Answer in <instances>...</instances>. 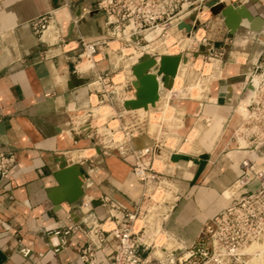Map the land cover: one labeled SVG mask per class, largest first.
<instances>
[{
  "label": "crops",
  "instance_id": "0c3cea01",
  "mask_svg": "<svg viewBox=\"0 0 264 264\" xmlns=\"http://www.w3.org/2000/svg\"><path fill=\"white\" fill-rule=\"evenodd\" d=\"M256 1L244 3L253 14L264 18V0ZM51 11L57 12L64 33L73 40L84 37L95 41L110 33L96 0H0V153H14L16 157L9 174L0 177V264H31L37 260L45 264H82L79 253L84 233H74L63 242L62 236L51 231L69 223V212L78 219L74 209L85 198L109 197L127 211H134L142 191L133 172L132 157L105 152L90 135H79L73 128L84 108L95 101L89 83L98 71L113 67L112 56L102 49L95 67L80 73L74 62L78 48L68 54L47 56L48 46L34 32L32 22ZM186 21L195 23L191 17ZM200 30L205 32L200 46L209 44L206 56L221 62L220 73L210 81L202 98L188 97L174 103L184 119L181 135L190 134L198 120L205 122L201 125L200 152L192 157L206 153L209 158L198 177L199 165L193 160L171 161V179L178 197L162 216V229L189 246L205 223L229 204L232 193L227 195V191L240 177L242 161H264V141L258 144L252 138L238 136L248 110L243 102L248 95L246 82L264 59V33L247 40L230 35L223 17L213 13L190 35ZM242 105L245 113L240 109ZM133 143L142 147L153 140L144 134L134 138ZM61 156L69 164L79 165L91 185L84 187L85 195L75 206L63 202L58 210L49 194L58 187L54 174L60 168ZM255 187L250 183L234 198ZM92 211L101 221L110 213L103 203L94 204ZM23 247L30 248L31 253L25 256ZM98 264H109L107 253L99 254Z\"/></svg>",
  "mask_w": 264,
  "mask_h": 264
},
{
  "label": "built area",
  "instance_id": "2783aa9c",
  "mask_svg": "<svg viewBox=\"0 0 264 264\" xmlns=\"http://www.w3.org/2000/svg\"><path fill=\"white\" fill-rule=\"evenodd\" d=\"M96 5L104 12L110 29L108 36L103 39L91 41L84 37H80L78 40L69 38L64 33L55 11L35 19L32 22V27L41 40L47 44V56L55 57L68 54L78 48L77 59H74L75 70L78 73L94 68L96 56L102 49H106L108 56H111L113 51L123 52V48H120L118 52L117 49H111L110 44L114 41L121 43L124 48H135L136 53L126 59L129 61L127 65L118 67L114 63L108 71L97 72V77L89 83L95 101H91L90 105L84 108L78 123L73 128L79 135L87 134L96 139L95 145L105 152L117 151L124 157H132L133 172L142 184V191L134 211H127L109 197L100 199L101 203L107 204L110 209L109 216L104 221L99 220L92 211L94 199L85 198L78 205L77 210L86 219L75 220L74 215L69 212V223L51 232L62 236L63 242L67 236L80 231L84 233V244L79 253V261L82 264H98L100 253L108 254L109 264H147L158 234L163 230L162 216L167 215V206L177 200V188L174 189L173 181H166L170 177L169 174L156 169L155 163H150V160L156 155V149L164 146V137L153 136L149 132V124L152 120V115L149 112L151 113L150 110L155 107L150 106V110L143 109L147 115L140 117L134 113L139 109L128 110L124 107V102L135 97L134 81L136 78L132 67L148 54L157 60V64L151 68V72L156 73L160 56L171 54L156 48H149V44H141V40L146 38L143 35L144 31L159 28V25L167 22H175L178 28V23L185 18L184 15H181L184 11V4L180 0H96ZM190 12L187 14L189 15ZM178 30L185 31V29L179 28ZM206 54L200 50V53H194L193 58L188 54L182 55L188 58L186 63L192 62V59L198 60L201 56L210 61H219L215 57L206 56ZM85 63H87L86 66ZM218 67L220 68H217V71H210V73L215 72L218 76L221 69L220 61ZM263 72L264 59L255 67L246 82V90L248 94L250 93V99L246 102L248 109L246 119L253 117L255 128L251 133L244 131V136L256 140L258 144L264 141V102L256 99V95L253 96L259 90H263V86L260 87L255 83L254 77L257 73ZM162 77L163 75L158 76L160 100L167 99L168 103L171 102L175 105L174 102L179 99L180 92L174 87L177 75L170 88L164 87ZM199 79L200 77L198 81H200ZM192 87L185 84L182 90L190 94ZM207 87H205L204 93ZM251 87L252 92H250ZM106 105L114 109V112L108 115V119L112 121L125 119V126L105 125L106 130L99 137V129L94 124L93 110L96 106ZM157 107L156 105L155 109ZM174 108L175 111L178 110L176 106ZM86 115L88 117L84 119L83 116ZM159 127L161 129L162 125ZM119 133L121 134L119 135ZM144 134L151 137L153 143L148 146H136L133 139ZM175 152L179 153V150L173 148L170 150L171 154ZM15 162L14 153L1 152L0 177H6ZM241 168V175L232 186L229 204L221 213L205 223L196 241L186 247V257L179 258L178 264H252L253 257L251 258V255L253 253L249 248L264 239V161L245 158L241 163ZM164 182L167 184L166 188H162ZM250 183L256 184L253 191L234 198L236 192ZM161 189L164 192L159 193ZM151 213H156L154 224L148 219ZM21 251L25 256L31 253V249L26 247H23ZM142 252H145L146 255L142 256ZM31 264L45 263L37 260ZM173 264L176 262L174 261Z\"/></svg>",
  "mask_w": 264,
  "mask_h": 264
},
{
  "label": "rangeland",
  "instance_id": "374dc122",
  "mask_svg": "<svg viewBox=\"0 0 264 264\" xmlns=\"http://www.w3.org/2000/svg\"><path fill=\"white\" fill-rule=\"evenodd\" d=\"M182 4H184V11H182L181 15H184L185 20L191 17L192 14H196L200 21H207L211 17V10L207 7V3L210 0H180ZM221 1H231V0H221ZM239 1V0H235ZM248 3H251L253 0H242ZM256 1V0H255ZM257 2V1H256ZM191 11V15L189 16L187 13ZM249 23L246 26H242L236 32L238 36L243 39H249V37H253L254 35L248 34ZM205 32L200 30L198 33V37L190 35L186 31H179L175 25V22L170 23L167 22L163 25H159V28L149 29L144 31L146 38L141 40V44H149V48H156L157 50L170 52V53H178V54H188L191 58H193L195 51L200 53V43L203 41V35ZM248 36V37H247ZM239 37V38H240ZM111 49H117V52L120 51V48H123V52L120 53L113 52L111 56L113 58L114 63L118 65V67H123L127 65L129 62L126 60L128 57L132 56L136 53L135 48H124L121 43L112 42ZM85 66L87 63L84 64ZM219 65V61H210L209 59H204L202 56L196 60L192 59V62L188 63L186 66L181 65V70L178 75V87L177 89L179 92V99H185L188 97H197L202 98L204 96V89L209 84L211 79L217 78L215 72L210 71H217ZM220 71V70H219ZM220 73V72H219ZM203 74V76H201ZM200 77V81L198 78ZM255 78V83L259 84L260 87L263 86V90L256 92V99L261 100L264 102V72L257 73ZM191 85L192 90H190V94L182 90L183 85L185 84ZM203 91V92H202ZM253 89L251 87L250 92ZM181 97V98H180ZM250 99V93L244 99L243 102H247ZM163 106H161V105ZM159 104V100L157 101L156 105H158L157 110H152V120L149 124V132L153 136H160L164 137V146L162 148V154L155 155L154 158L150 160V163H155V168L159 171H163L166 174H169L170 177L166 181L172 182L171 175L174 172L173 166L174 164L171 163L170 158H168L167 153L170 150L177 149L179 153H184L192 156V154H196L200 152L199 146V138L202 135L203 128H201L202 124H205L204 121L198 120V123L192 129L193 131L187 135H181L180 127L183 125V117L182 112L180 110L175 111L174 104L171 102L168 103L167 99H162ZM156 107V106H155ZM245 105H242L243 113H245ZM143 108L139 109V111L134 112L137 116H145L147 115L143 110ZM150 109V108H149ZM114 109L110 108L109 106H96L93 110V119L94 124L99 129V137L104 133L106 130L105 125H110L113 127H124L125 126V119L122 121H112L108 119V115L113 113ZM162 112V113H161ZM176 113V114H174ZM156 114V117L154 115ZM176 115V116H175ZM248 115V111L246 113ZM88 116H83L86 119ZM126 117L128 118L127 114ZM246 124L242 129L239 131L238 136L242 137L244 133H251L252 129L255 128V119L248 118L245 119ZM264 121V120H263ZM159 125H162L161 129ZM202 129V130H201ZM245 131V132H244ZM121 133H119L120 135ZM120 137V136H118ZM96 139H93L95 141ZM241 142L243 145H246V142L241 138ZM73 156V154H72ZM74 157V156H73ZM168 165V166H167ZM170 165V166H169ZM162 185V188H166L167 184ZM174 189L176 186H173ZM164 192L162 189L159 193ZM232 192V189L227 191V195ZM156 218V213H151L149 216V221L154 224V219ZM263 243V244H262ZM155 246L152 248V252L149 254L148 263L147 264H173L174 261L178 264L179 258H185L187 255L186 247L187 243L178 239L173 233H169L166 229L162 230L158 234V239L155 241ZM249 250L254 254L251 255L253 257L252 264H264V239L261 240L259 243L255 244L253 247H250Z\"/></svg>",
  "mask_w": 264,
  "mask_h": 264
},
{
  "label": "water",
  "instance_id": "95a60500",
  "mask_svg": "<svg viewBox=\"0 0 264 264\" xmlns=\"http://www.w3.org/2000/svg\"><path fill=\"white\" fill-rule=\"evenodd\" d=\"M207 7L215 15H221L223 17L227 32L230 35L235 36V33L242 26H246L248 23H256L258 21H264L261 15H255L249 9V7L242 2L234 1L227 4L221 0H210L207 3ZM191 19L195 23L183 20L178 23L179 29H185L187 33H191L199 21L196 19V14L191 15ZM257 33H264V30H257ZM207 45L200 47L201 51H206ZM188 58L182 54H162L159 59L158 70L156 73L151 72L157 64V60L150 57L148 54L143 56L142 59L132 67V72L136 78L134 85L136 87L135 97L128 99L124 102V107L128 110L143 108L148 110L150 106L155 107L157 101L160 99V82L158 80L159 75H163L164 87L170 88L173 84L174 78L178 73V69L181 63H186ZM162 148L156 149V155L162 154ZM168 158L171 161L178 162L180 160H193L199 165L196 177H198L204 168L209 156L203 153L194 158L184 153H167ZM60 168L54 174L58 187L53 189L50 195L55 209H60L63 202H68L70 205L75 206L79 200L85 195L84 187L90 186L91 181H85V175L81 167L77 164H69L65 157H59ZM84 178V180H83ZM93 204H101V200L97 199L93 201ZM78 218L85 220L86 217H82L81 213L74 209Z\"/></svg>",
  "mask_w": 264,
  "mask_h": 264
},
{
  "label": "bare ground",
  "instance_id": "6f19581e",
  "mask_svg": "<svg viewBox=\"0 0 264 264\" xmlns=\"http://www.w3.org/2000/svg\"><path fill=\"white\" fill-rule=\"evenodd\" d=\"M239 2H242V3H244V1H242V0H239ZM260 29H262V30H264V21H258V22H256V23H251L250 25H249V29H248V34L249 35H254L255 33H256V31L257 30H260ZM194 36V35H193ZM235 36H237L238 38L240 37V36H238L237 35V33H235ZM195 37H198V33H195ZM248 37V36H247ZM241 38V37H240ZM251 37H249V39H250ZM208 47H209V44H207V46H206V50H208ZM188 63H183V64H181V65H187ZM181 67V66H180ZM180 70H181V68H179V70H178V73H177V77H178V75H179V73H180ZM228 82V81H227ZM231 100V99H230ZM219 101V100H218ZM160 102H161V100L159 99V104H160ZM161 105V104H160ZM158 106V105H157ZM162 106V105H161ZM163 107V106H162ZM156 108V107H155ZM155 108H152V110L153 109H155ZM141 109V108H140ZM151 109V108H150ZM150 109H148V110H150ZM211 108H208V110H210ZM240 109H241V111H243V108H242V106L240 107ZM143 110V109H142ZM145 110V109H144ZM152 110H150V111H152ZM157 110V109H156ZM150 113V112H149ZM152 113V112H151ZM162 113V112H161ZM152 115H153V113H152ZM154 117H156V114L154 115ZM153 119V118H152ZM202 133V132H201ZM255 244H257V243H255ZM255 244H253L251 247H253ZM263 244V243H262Z\"/></svg>",
  "mask_w": 264,
  "mask_h": 264
},
{
  "label": "trees",
  "instance_id": "16d2710c",
  "mask_svg": "<svg viewBox=\"0 0 264 264\" xmlns=\"http://www.w3.org/2000/svg\"><path fill=\"white\" fill-rule=\"evenodd\" d=\"M142 254H143V252H142Z\"/></svg>",
  "mask_w": 264,
  "mask_h": 264
}]
</instances>
